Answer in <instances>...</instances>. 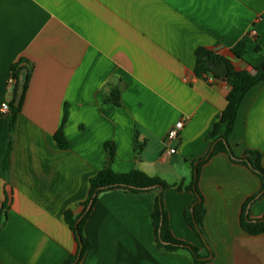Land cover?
Listing matches in <instances>:
<instances>
[{"label":"crops","instance_id":"obj_1","mask_svg":"<svg viewBox=\"0 0 264 264\" xmlns=\"http://www.w3.org/2000/svg\"><path fill=\"white\" fill-rule=\"evenodd\" d=\"M246 36L237 60L229 50ZM199 47L251 70L264 58V0H0V104L9 100L13 67L29 73L12 131L10 113L0 114V264H63L76 254L64 214L82 212L107 143L115 147L114 173L138 170L170 186L163 204L172 236L206 255L184 219L193 194L174 187L188 185L191 163L208 153L230 91L222 78L196 76ZM112 91L118 104L107 101ZM178 121L183 129L166 146ZM60 128L64 150L54 139ZM228 144L236 157L258 152L264 168V82L244 97ZM198 190L208 264H264V233L240 226L261 180L217 154L201 167ZM157 196L100 193L83 230L91 248L79 264H193L186 251L157 247ZM247 215L262 219L264 198Z\"/></svg>","mask_w":264,"mask_h":264},{"label":"trees","instance_id":"obj_2","mask_svg":"<svg viewBox=\"0 0 264 264\" xmlns=\"http://www.w3.org/2000/svg\"><path fill=\"white\" fill-rule=\"evenodd\" d=\"M250 42L249 37H244L239 40L230 50L229 53L237 60H242L246 47ZM196 76L205 80L208 77L213 79H221L216 74L212 73L209 64L220 65L225 63L228 68V74L223 79L230 87V91L226 97V106L222 111L217 123L210 132L208 139L210 141V149L203 157L191 163L192 179L188 185L179 183L174 186L177 191H188L193 194L192 204L184 210V219L189 228L195 233L201 242V245L206 249L205 256L200 255L198 248L193 247L183 241H180L172 236L169 228L167 213L163 204V194L170 188L163 180L158 177H150L141 171L133 170L128 173L117 174L111 169V163L114 157L115 147L112 143L105 145L106 162L102 170H100L89 182L90 189L87 200L82 205V212L78 216H74L70 211L64 214V220L70 228L74 241L78 249L76 254L68 257L63 264H79L85 253L90 250L91 244L85 238L83 230L90 216L92 208L96 202L97 196L104 192L113 189H122L133 194H139L150 190H157L154 209L151 214L152 225L154 228L155 242L159 249L165 251L183 250L190 254L193 264H208L210 262L211 251L208 247L206 234L204 231L203 221L206 215L204 200L198 190V180L201 167L217 154H226L230 159L240 165H244L261 180L260 192L250 198L244 205L240 216V226L242 230L251 236H257L264 233V217L260 220L252 221L247 213L248 207L258 198H264V168L261 164V156L256 151H247L242 157H236L228 144V139L234 129L239 108L244 100V97L254 86L264 82V58L260 62L251 67V70H236L232 64L221 55H218L213 49L199 47L194 52ZM25 75L26 81L22 94V99L18 107L14 106V99L19 86L21 77ZM29 78L28 70L19 64L12 69L13 85L10 91V130L14 128L17 114L21 110L24 94L27 89ZM118 92L112 91L108 102L118 104ZM65 120V117H64ZM224 126L225 130L220 134V127ZM54 139L60 149L68 147L62 129L60 128L54 135ZM2 222L0 220V226Z\"/></svg>","mask_w":264,"mask_h":264},{"label":"built area","instance_id":"obj_3","mask_svg":"<svg viewBox=\"0 0 264 264\" xmlns=\"http://www.w3.org/2000/svg\"><path fill=\"white\" fill-rule=\"evenodd\" d=\"M208 81H211V76L208 77L207 79ZM12 85H13V79L11 78L10 79V82H9V85H8V96H9V100H6L5 102L1 103L0 104V114L1 115H6V114H9L10 113V100H11V97H10V91H11V88H12ZM183 126H184V123L183 121H178L170 130L169 132L167 133V136H166V139H165V142L164 144L167 146L168 144L172 143L173 141H176L179 137V133L182 131L183 129ZM175 153V149L171 148V149H168L166 150L164 153H163V157L166 158L168 156H171Z\"/></svg>","mask_w":264,"mask_h":264},{"label":"water","instance_id":"obj_4","mask_svg":"<svg viewBox=\"0 0 264 264\" xmlns=\"http://www.w3.org/2000/svg\"><path fill=\"white\" fill-rule=\"evenodd\" d=\"M212 71V73L216 74L218 77L225 79L227 74H228V68L225 63L220 64V65H208ZM25 81H26V76L23 75L20 79L19 86L16 92V96L14 99V106L18 107L20 104V101L22 99V94L25 86Z\"/></svg>","mask_w":264,"mask_h":264}]
</instances>
